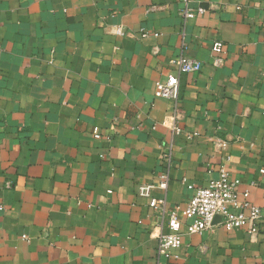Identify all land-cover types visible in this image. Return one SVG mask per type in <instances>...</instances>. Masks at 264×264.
<instances>
[{
	"label": "crops",
	"instance_id": "obj_1",
	"mask_svg": "<svg viewBox=\"0 0 264 264\" xmlns=\"http://www.w3.org/2000/svg\"><path fill=\"white\" fill-rule=\"evenodd\" d=\"M189 6L184 21L183 0H0V264H155L173 208L180 259L159 264H264V0ZM180 55L201 71L178 73ZM171 76L177 101L155 98ZM214 138L256 233L186 232L193 188L218 176ZM163 175L165 214L138 196Z\"/></svg>",
	"mask_w": 264,
	"mask_h": 264
},
{
	"label": "built area",
	"instance_id": "obj_2",
	"mask_svg": "<svg viewBox=\"0 0 264 264\" xmlns=\"http://www.w3.org/2000/svg\"><path fill=\"white\" fill-rule=\"evenodd\" d=\"M184 1V8L180 11L183 20H189L202 12L201 9L193 10L189 6V0ZM118 33H121L120 28ZM223 44L219 41L213 42L211 51L214 54L213 65L216 68L222 66L224 59ZM178 73L195 74L202 69L201 62L188 58L184 55L178 56L174 61ZM154 97L171 100L176 102L179 97V84L177 77H168L164 82H157L154 88ZM176 134L178 129H173ZM213 146L217 153L221 154V162L218 167V176L211 180L203 188H193V194L181 212L183 218L190 223L186 226V232L189 235L200 234L213 226L216 217L220 218L219 224L224 230L232 231L245 229L249 234L257 232V225L261 218L258 207L248 202V193L244 192L243 200L239 201L236 188L239 185L238 180L231 178L228 170L230 157L224 154L227 144L225 141L214 138ZM168 176H161V181L155 185H142L138 188V196L149 200L150 208H158L163 214L166 213L165 200H156L151 196L153 189L158 188L166 190ZM191 188V187H189ZM177 208L167 212V227L169 233L158 237L156 249V262L159 264L162 260L165 262H175L180 259L181 247V228L182 224L179 218Z\"/></svg>",
	"mask_w": 264,
	"mask_h": 264
},
{
	"label": "water",
	"instance_id": "obj_3",
	"mask_svg": "<svg viewBox=\"0 0 264 264\" xmlns=\"http://www.w3.org/2000/svg\"><path fill=\"white\" fill-rule=\"evenodd\" d=\"M217 219H220V218L216 217L214 220H217Z\"/></svg>",
	"mask_w": 264,
	"mask_h": 264
}]
</instances>
